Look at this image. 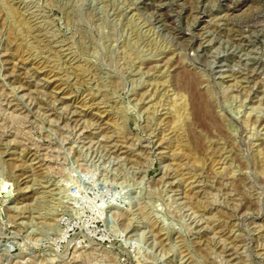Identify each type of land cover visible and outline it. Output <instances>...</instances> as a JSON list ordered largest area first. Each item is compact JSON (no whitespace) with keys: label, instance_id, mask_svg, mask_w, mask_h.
<instances>
[{"label":"rangeland","instance_id":"1","mask_svg":"<svg viewBox=\"0 0 264 264\" xmlns=\"http://www.w3.org/2000/svg\"><path fill=\"white\" fill-rule=\"evenodd\" d=\"M0 264H264V0H0Z\"/></svg>","mask_w":264,"mask_h":264},{"label":"built area","instance_id":"2","mask_svg":"<svg viewBox=\"0 0 264 264\" xmlns=\"http://www.w3.org/2000/svg\"><path fill=\"white\" fill-rule=\"evenodd\" d=\"M67 193L74 201L65 202L60 212L59 230L54 234L51 249L64 256L74 249L84 251L108 245L111 234L105 215H85L81 206L83 195L78 185H71Z\"/></svg>","mask_w":264,"mask_h":264},{"label":"bare ground","instance_id":"3","mask_svg":"<svg viewBox=\"0 0 264 264\" xmlns=\"http://www.w3.org/2000/svg\"><path fill=\"white\" fill-rule=\"evenodd\" d=\"M194 90H195V89H194ZM197 92H198V91H197ZM197 92H195V93H197ZM190 93H191V92H190ZM195 93H194V94H195ZM197 94H198V93H197ZM194 97H195V96H194ZM196 97H199V98L201 99V97L198 96V95H197ZM195 99H196V98H195ZM195 99H194V100H195ZM194 100H193V101H194ZM195 101H196V102H195ZM195 101H194V103H196L195 105H196V107L198 108L197 111L200 112V113L198 112V114H200L199 116H201V115L204 116V115L208 114V110H209V109H208V105H206V104H204V103H203V104L200 103V102L198 101V99H196ZM201 101H202V100H201ZM198 114H197V115H198ZM199 116H198V117H199ZM206 116H207V115H206ZM206 116H205V117H206ZM201 119H202V118H201ZM207 120H208V119H207ZM119 219H120V218H119ZM120 220H122V221L124 220V221H125V220H128V219H126V218L123 217V218H121ZM55 221H56L55 225H56V227L58 228V226H57L58 219H56ZM75 253H77V249H75V251L73 252L74 257H76Z\"/></svg>","mask_w":264,"mask_h":264}]
</instances>
